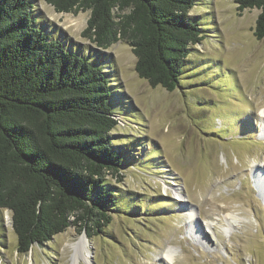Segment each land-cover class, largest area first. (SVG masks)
Instances as JSON below:
<instances>
[{"label": "rangeland", "instance_id": "374dc122", "mask_svg": "<svg viewBox=\"0 0 264 264\" xmlns=\"http://www.w3.org/2000/svg\"><path fill=\"white\" fill-rule=\"evenodd\" d=\"M31 1L40 28L103 69L117 121L111 137L127 158L120 182L106 179L117 207L102 234L69 227L19 254L11 214L0 209V264H72L82 237L88 253L79 264H264V41L252 33L259 11L238 16L233 0H195L189 17L203 38L190 47L178 88L166 92L137 77L126 44L97 50L81 37L89 12Z\"/></svg>", "mask_w": 264, "mask_h": 264}, {"label": "trees", "instance_id": "16d2710c", "mask_svg": "<svg viewBox=\"0 0 264 264\" xmlns=\"http://www.w3.org/2000/svg\"><path fill=\"white\" fill-rule=\"evenodd\" d=\"M45 2L55 13L89 12L81 37L97 50L126 44L137 77L166 92L203 38L189 17L195 0ZM233 3L238 16L259 11L252 33L264 41V0ZM33 10L31 0H0V209L11 214L19 254L69 227L102 234L117 207L106 179L120 182L127 158L111 137L117 121L103 69L40 28Z\"/></svg>", "mask_w": 264, "mask_h": 264}, {"label": "bare ground", "instance_id": "6f19581e", "mask_svg": "<svg viewBox=\"0 0 264 264\" xmlns=\"http://www.w3.org/2000/svg\"><path fill=\"white\" fill-rule=\"evenodd\" d=\"M261 118L264 119V112H263V116ZM87 245H88V241L86 240L85 237H82V238H80L78 244L74 245L72 247L74 249V254L72 256V264H79L78 263V258L79 257H81L82 259H87V255H86L88 253V250L86 248ZM165 260L167 262L172 261L173 260L172 253H166Z\"/></svg>", "mask_w": 264, "mask_h": 264}]
</instances>
